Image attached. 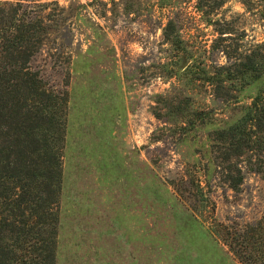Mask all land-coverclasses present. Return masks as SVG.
<instances>
[{
	"label": "rangeland",
	"instance_id": "obj_1",
	"mask_svg": "<svg viewBox=\"0 0 264 264\" xmlns=\"http://www.w3.org/2000/svg\"><path fill=\"white\" fill-rule=\"evenodd\" d=\"M58 2L67 44L55 64L37 59L68 91L55 264H242L208 229L209 215L234 224L264 215V148L262 166L233 189L218 176L225 152L209 131L252 99L264 106V72L221 93L185 69L225 62L197 0ZM169 15L184 52L163 38ZM210 15L233 25L235 47L263 57L264 0H225ZM197 177L212 212L185 196Z\"/></svg>",
	"mask_w": 264,
	"mask_h": 264
},
{
	"label": "trees",
	"instance_id": "obj_2",
	"mask_svg": "<svg viewBox=\"0 0 264 264\" xmlns=\"http://www.w3.org/2000/svg\"><path fill=\"white\" fill-rule=\"evenodd\" d=\"M224 2L214 0L209 6L208 0H197L206 23L216 33L210 48L221 52L225 62H205L209 66L198 71L190 63L185 67L221 93L235 78L250 82L264 72V55L239 50L231 40L233 25L210 15ZM57 8L64 10L58 0H0V264H55L68 91L67 80L62 85L47 81L44 64L37 59L43 55L46 62L55 64L63 54L60 47L67 44V37L60 34L65 15ZM162 35L178 50H186L174 17H166ZM209 136L210 145L223 147L225 152L221 160L227 165L218 176L229 187L238 188L245 169L262 166L264 106L252 99L238 118L212 128ZM187 180L194 188L187 189L185 196L199 200L212 212L202 179ZM177 181L172 182L176 185ZM209 216L208 229L242 264H264V215L235 224Z\"/></svg>",
	"mask_w": 264,
	"mask_h": 264
}]
</instances>
